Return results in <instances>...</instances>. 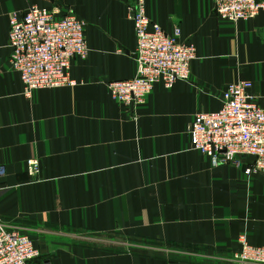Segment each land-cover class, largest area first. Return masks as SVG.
Here are the masks:
<instances>
[{
    "label": "crops",
    "instance_id": "crops-1",
    "mask_svg": "<svg viewBox=\"0 0 264 264\" xmlns=\"http://www.w3.org/2000/svg\"><path fill=\"white\" fill-rule=\"evenodd\" d=\"M130 0H0V222L23 230L48 264H228L244 234L264 246V175L212 168L186 126L215 111L227 83L263 105L264 9L225 22L212 0H143L146 16L194 47L188 77L153 84L141 105L105 83L134 74ZM35 4L84 21L87 54L71 86L21 94L8 62L7 22ZM37 159V181L25 161Z\"/></svg>",
    "mask_w": 264,
    "mask_h": 264
},
{
    "label": "built area",
    "instance_id": "built-area-1",
    "mask_svg": "<svg viewBox=\"0 0 264 264\" xmlns=\"http://www.w3.org/2000/svg\"><path fill=\"white\" fill-rule=\"evenodd\" d=\"M264 9V0H212L219 20L233 22L254 17ZM126 11L132 23L135 46L131 53L134 74L126 79L105 83L117 103L136 107L144 102L153 84L169 88L174 81L188 77L189 62L194 58L191 43L179 40L174 26L167 33L144 12L143 0H130ZM8 62L18 73L21 94L30 99L39 88L71 86L70 61L84 58L87 44L84 21L70 9L55 13L35 4L21 15L10 13L7 22ZM247 83H227L221 91L215 111L196 112L186 126L190 149L208 159L209 165H238L246 177L264 175V95L263 105L246 92ZM30 181H37V159L25 161ZM239 250L228 264H264V246H250L244 234L238 237ZM38 251L27 234L0 222V264H48L36 262Z\"/></svg>",
    "mask_w": 264,
    "mask_h": 264
}]
</instances>
